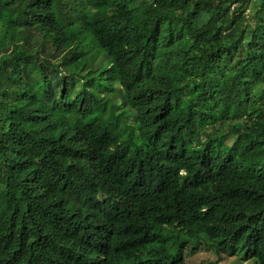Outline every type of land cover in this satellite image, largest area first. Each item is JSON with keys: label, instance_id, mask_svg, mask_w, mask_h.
<instances>
[{"label": "trees", "instance_id": "trees-1", "mask_svg": "<svg viewBox=\"0 0 264 264\" xmlns=\"http://www.w3.org/2000/svg\"><path fill=\"white\" fill-rule=\"evenodd\" d=\"M0 28V264H264V0H0Z\"/></svg>", "mask_w": 264, "mask_h": 264}, {"label": "rangeland", "instance_id": "rangeland-1", "mask_svg": "<svg viewBox=\"0 0 264 264\" xmlns=\"http://www.w3.org/2000/svg\"><path fill=\"white\" fill-rule=\"evenodd\" d=\"M257 9V4L255 1H250L248 3V6L244 9V14L247 16H251L255 13ZM251 22H253L251 20ZM1 31V28H0ZM1 33V32H0ZM102 66V63L99 62L96 64L95 69H99ZM115 96L116 101L119 102L121 99V90L118 89L119 86L115 85ZM228 130V127H227ZM232 141V137H229V142ZM242 256H235L231 257L229 255H220L218 256L214 249L211 247H208L205 244H202L198 247H191L186 246L183 248V258L185 260V264H256V262L252 259H249L248 261H243Z\"/></svg>", "mask_w": 264, "mask_h": 264}, {"label": "clouds", "instance_id": "clouds-1", "mask_svg": "<svg viewBox=\"0 0 264 264\" xmlns=\"http://www.w3.org/2000/svg\"><path fill=\"white\" fill-rule=\"evenodd\" d=\"M219 128L218 129H220L221 130V133H226L225 131H224V129L223 128H221L220 126H218ZM219 137H222V136H219ZM229 141H228V139L226 138V143H228ZM245 261H248V260H245Z\"/></svg>", "mask_w": 264, "mask_h": 264}]
</instances>
